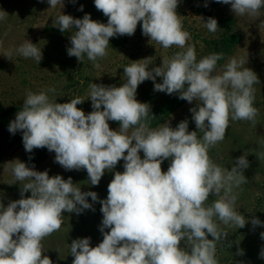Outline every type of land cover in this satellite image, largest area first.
Returning a JSON list of instances; mask_svg holds the SVG:
<instances>
[{"label":"clouds","instance_id":"obj_1","mask_svg":"<svg viewBox=\"0 0 264 264\" xmlns=\"http://www.w3.org/2000/svg\"><path fill=\"white\" fill-rule=\"evenodd\" d=\"M47 2L51 7L62 4V0ZM215 2L230 4L241 16H258L264 8V0ZM178 4L179 0H94L96 9L108 18L106 24L87 13L82 19L62 14L56 24L61 32L75 29L67 54L81 63L86 54L99 68L97 60L107 55L110 38L134 35L140 22L149 41L165 49L173 45L184 49L191 36L183 30ZM79 10L83 11L82 5ZM4 19L5 12H0V20ZM204 23L209 32L217 31L215 18ZM17 52L38 65L42 60L41 49L30 41ZM222 56L213 53L197 62L194 46L188 45L160 66L149 68V58L134 61L123 67L127 80L121 86L89 85L93 111L88 114L77 107L85 101L79 97L57 103L45 92H28L8 127L12 134L22 132L27 153L47 148L65 170H86L92 186H98L105 170L112 171L120 161L124 171L114 173L107 197L101 200L94 191H81L71 177H50L47 170L36 171L15 160L11 171L23 187L20 199L6 207L0 203V264H53L42 255V240L61 228L64 213L95 211L96 202L101 205L103 240L92 247L90 237L74 239L72 264H217L216 242L228 233L219 229L214 218L224 225L245 226V217L235 210L233 189L246 183L243 171L249 162L242 155L231 170L222 169L208 153L224 140L230 119L255 123L253 85L260 82L243 67V59H231L222 74L213 75ZM157 77L162 82L156 83ZM146 80L153 81L154 91L178 94L190 104L195 101L189 111L197 131H189L187 120L175 128L167 122L150 128L146 122L150 106L136 99L138 86ZM109 121L119 122L118 130H112ZM197 132L203 135L198 138ZM259 158L264 160V153ZM165 160L169 161L166 172L161 168ZM28 192L31 195L25 197ZM210 195L219 199L206 206ZM251 223L261 225L257 218ZM260 237L264 239V232ZM259 255L264 259V249Z\"/></svg>","mask_w":264,"mask_h":264},{"label":"rangeland","instance_id":"obj_2","mask_svg":"<svg viewBox=\"0 0 264 264\" xmlns=\"http://www.w3.org/2000/svg\"><path fill=\"white\" fill-rule=\"evenodd\" d=\"M81 5L83 11L79 10ZM176 11L183 30L191 36L184 49L175 45L165 49L155 41H149L142 34L140 22L134 35L110 38L107 55L98 58L100 67L96 68L86 54L82 63L67 54V49L71 47L70 37L75 29L61 32L56 24L62 14L82 19L86 13L93 20L106 24L108 18L96 9L94 0H62V4L55 7H51L47 0H0V12L6 15V19L0 20V203L6 207L10 201L21 198L20 188L23 183L15 180L11 168L15 160L24 162L26 151L22 143V132L12 134L8 127L18 111L22 110L28 92H45L51 101L57 103L70 102L79 97L85 101L77 107L88 114L93 111L89 99L91 83L119 87L127 80L123 76V67L145 58L151 61L149 68L160 66L162 60L186 51L188 45L194 46L196 60L199 62L213 53L210 41L220 38L226 32H232L239 35V40L222 62L216 65L213 75L222 74L224 66L231 59H243V67L251 69L260 81L253 85V107L258 109V115L255 123L230 119L224 140L209 149L210 159L222 169L231 170L236 159L242 155L249 162V167L243 171L246 183L233 189L237 195L235 210L247 222L243 228H238L232 224L224 225L214 218L219 229L228 233L226 239L216 242L215 259L217 264H264V259L259 255L264 249V239L260 237V233L264 232V160L259 158V154L264 153V27H261L264 8L258 16H241L231 10L230 4L217 3L215 0H179ZM209 17L218 22V29L214 33L209 32L204 23ZM224 18H230V21L227 24L219 21ZM226 25H229L228 28ZM26 41L41 49L42 60L39 65L35 59L25 58L17 52ZM155 82L160 83L162 79L157 77ZM49 88H54L55 92H49ZM168 97L170 95L165 92L154 91L152 80L144 81L137 88L136 99L148 103L150 109ZM193 107L195 101L190 104L183 100L161 121L149 127L155 129L167 122L175 128L181 121L187 120L189 131H197L189 111ZM108 123L112 130H118L119 122ZM197 135L199 138L203 134L197 132ZM140 156L143 158V152ZM123 163L120 161L112 171L105 170L98 186L90 185L86 170H65L55 162L54 152H48L31 167L34 166L36 171L47 170L50 177L60 175L65 180L71 177L81 191H94L102 200L107 197L108 184L114 173L124 171ZM168 167L169 161L165 160L161 165L162 171L166 172ZM30 195V192L25 193V197ZM217 199L218 196L210 195L205 205ZM88 201L92 203L90 197ZM93 207L95 211L84 210L79 215L64 213L61 228L42 240V255L48 256L53 264H72L74 258L70 253V245L74 239L90 237L92 247L102 242L103 235L99 230L103 218L101 205L96 202ZM252 218L259 219L261 225L253 227ZM208 238L212 239L210 235ZM184 244L182 242V246ZM240 249L243 250L242 255L237 254Z\"/></svg>","mask_w":264,"mask_h":264},{"label":"trees","instance_id":"obj_3","mask_svg":"<svg viewBox=\"0 0 264 264\" xmlns=\"http://www.w3.org/2000/svg\"><path fill=\"white\" fill-rule=\"evenodd\" d=\"M222 23H226L230 21V18H224L219 20ZM229 25H226L228 28ZM239 35L234 34L232 32H226L220 38L214 39L209 43L212 44L213 53H222L223 56L220 60L217 61V64H220L224 57L231 51L233 45L238 42ZM212 53V54H213ZM187 87V85H185ZM183 100L179 99L178 94H172L168 99L162 103H159L156 106H153L149 112V116L147 119L148 126H153L161 121L165 116L169 114L176 106H178ZM154 114V116L152 115ZM47 148L42 149H34L31 153L25 154L24 162L27 166L31 167L36 164L40 159L48 154ZM31 157V159H29Z\"/></svg>","mask_w":264,"mask_h":264}]
</instances>
